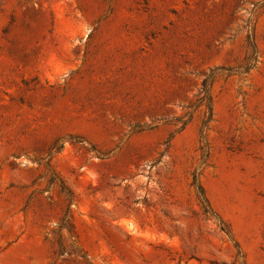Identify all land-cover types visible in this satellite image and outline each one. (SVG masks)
Instances as JSON below:
<instances>
[{
    "label": "rangeland",
    "instance_id": "obj_1",
    "mask_svg": "<svg viewBox=\"0 0 264 264\" xmlns=\"http://www.w3.org/2000/svg\"><path fill=\"white\" fill-rule=\"evenodd\" d=\"M0 264H264V0H0Z\"/></svg>",
    "mask_w": 264,
    "mask_h": 264
},
{
    "label": "trees",
    "instance_id": "obj_2",
    "mask_svg": "<svg viewBox=\"0 0 264 264\" xmlns=\"http://www.w3.org/2000/svg\"><path fill=\"white\" fill-rule=\"evenodd\" d=\"M199 187V186H198Z\"/></svg>",
    "mask_w": 264,
    "mask_h": 264
}]
</instances>
